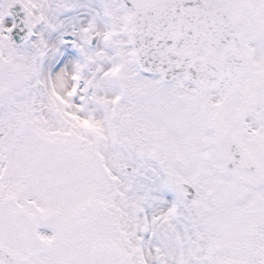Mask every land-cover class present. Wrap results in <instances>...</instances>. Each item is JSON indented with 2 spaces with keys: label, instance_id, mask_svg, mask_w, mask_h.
Wrapping results in <instances>:
<instances>
[{
  "label": "snow or ice",
  "instance_id": "snow-or-ice-1",
  "mask_svg": "<svg viewBox=\"0 0 264 264\" xmlns=\"http://www.w3.org/2000/svg\"><path fill=\"white\" fill-rule=\"evenodd\" d=\"M0 264H264V0H0Z\"/></svg>",
  "mask_w": 264,
  "mask_h": 264
}]
</instances>
